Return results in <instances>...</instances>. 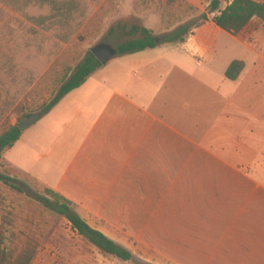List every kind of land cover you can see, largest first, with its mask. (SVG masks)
<instances>
[{
    "label": "crops",
    "instance_id": "obj_1",
    "mask_svg": "<svg viewBox=\"0 0 264 264\" xmlns=\"http://www.w3.org/2000/svg\"><path fill=\"white\" fill-rule=\"evenodd\" d=\"M183 1L198 10L215 0ZM216 1L224 9L231 0ZM2 7L27 22L15 8ZM44 23L29 26L43 32ZM6 29L14 31L7 24ZM16 33L0 35V58L11 59L9 80L0 72L2 84L14 90L22 88L23 76L43 75L60 44L49 33ZM199 54L210 65L195 61V73L189 60ZM233 61L242 62L243 70L229 81L225 71ZM179 143L186 144L185 151ZM194 153L212 157L217 162L212 168L221 171L252 170L247 181L227 184V202L241 204L233 223L218 229L217 257L208 264H264V24L253 20L231 36L207 21L182 44L111 59L22 132L3 152L0 169L75 201L69 187L106 185L107 180L142 185L146 171L172 169L179 154Z\"/></svg>",
    "mask_w": 264,
    "mask_h": 264
},
{
    "label": "rangeland",
    "instance_id": "obj_2",
    "mask_svg": "<svg viewBox=\"0 0 264 264\" xmlns=\"http://www.w3.org/2000/svg\"><path fill=\"white\" fill-rule=\"evenodd\" d=\"M0 5V35L27 30L32 36L49 33L60 39L46 72L37 79L23 76L21 89L5 88L0 75V131L16 125L22 115L46 105L65 74L92 47L105 44L114 48L106 36L109 27L117 23L126 27L141 24L162 38L192 16L183 5L165 8L157 0H0ZM42 5L48 8L42 9ZM2 6L15 8L13 11L23 14L27 22L12 16ZM29 6L31 10L25 13ZM206 10V6L198 8L196 16ZM43 19V32L29 26L32 23L37 27ZM5 24L14 31H3ZM197 60L204 67L210 65L201 54L190 58L189 65L195 73ZM214 62L217 67L219 57ZM10 69L11 59L0 58L4 81L9 80ZM185 145L179 143L182 151ZM172 161L171 167L177 165L175 169L146 171L142 185L120 186L107 180L106 185L69 187L72 193L68 196L76 199L71 201L78 215L91 228L129 251L133 262L100 253L77 236L64 218L0 183V232L6 237L5 244L15 252L33 250L30 264H208V259L217 257L218 229L233 223L241 204L227 202V184L238 178L247 181L245 177L249 178L252 170L237 173L212 168L217 162L205 153L179 154L178 164ZM0 174L26 184L38 194L48 188L7 169H0ZM221 178L225 180L223 185L216 181ZM235 204L236 207L226 210Z\"/></svg>",
    "mask_w": 264,
    "mask_h": 264
},
{
    "label": "trees",
    "instance_id": "obj_3",
    "mask_svg": "<svg viewBox=\"0 0 264 264\" xmlns=\"http://www.w3.org/2000/svg\"><path fill=\"white\" fill-rule=\"evenodd\" d=\"M157 1L159 4H163L165 8L183 5L192 12V16L172 31L164 33L162 38H157L141 24L126 27L117 23L115 26L109 27L106 36L114 43L116 57L151 50L164 44H182L201 24L207 21H211L216 28L231 36L239 34L253 20L264 24V2L231 0L224 9H221L222 3L215 0L209 4L206 13H200L196 16L198 10L183 0ZM120 38L128 39L121 41ZM102 67L103 65L88 51L82 60L65 74L55 95L46 105L39 110L22 115L16 125L2 128L0 131V164L3 152L10 149L21 137L22 132L18 129V124L21 121L35 113H39L41 118L47 115L63 97L80 88L93 73ZM242 70L243 63L233 61L225 71V78L229 81H235ZM0 183L31 199L49 212L64 218L77 236L94 246L100 253L122 262L134 261V256L129 251L108 239L101 232L91 228L78 215L76 206L63 195L48 188H45L42 194L35 193L26 184L3 174H0ZM5 243L6 237L0 232V264H30L32 262L33 250L22 249L15 252L8 248Z\"/></svg>",
    "mask_w": 264,
    "mask_h": 264
},
{
    "label": "water",
    "instance_id": "obj_4",
    "mask_svg": "<svg viewBox=\"0 0 264 264\" xmlns=\"http://www.w3.org/2000/svg\"><path fill=\"white\" fill-rule=\"evenodd\" d=\"M157 42V41H156ZM90 53L94 58L101 64H107L111 59L116 57V50L108 45L99 44L90 49ZM41 118L39 113L30 115L22 122L18 124V129L20 132H24L34 125Z\"/></svg>",
    "mask_w": 264,
    "mask_h": 264
}]
</instances>
